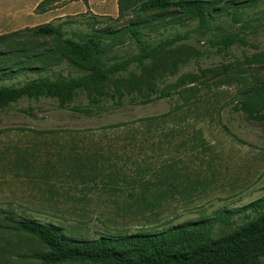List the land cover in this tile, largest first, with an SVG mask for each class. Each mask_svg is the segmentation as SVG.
<instances>
[{
    "label": "rangeland",
    "instance_id": "rangeland-1",
    "mask_svg": "<svg viewBox=\"0 0 264 264\" xmlns=\"http://www.w3.org/2000/svg\"><path fill=\"white\" fill-rule=\"evenodd\" d=\"M203 1L219 2L207 29L185 14L119 18V0L33 2L22 30L52 23L67 37H79L121 31L147 19L160 24L140 25L147 44L178 35L188 39L171 47L167 67L153 71L148 62L150 77L131 68L158 89L179 84L166 100L91 116L57 109L49 100H25L0 111V264H41L38 258L47 253L36 239L18 234L6 222L9 217L55 225L81 240L161 233L232 212V225L214 226L211 236L217 239L257 217L246 208L264 198V119L254 121L235 109L247 92L264 86V62L259 56L252 63L244 60L264 53V0ZM9 2L0 0V17ZM240 30L247 45L232 47L228 56L213 46ZM51 47V39L27 36L1 41L0 70H18L27 57ZM140 53L141 46L121 34L103 42L102 60L113 65ZM85 74L64 62L49 71L0 79V86ZM140 89L148 93L146 85ZM88 101L82 93L77 104ZM144 118L159 119L136 123ZM130 123L136 124L109 129Z\"/></svg>",
    "mask_w": 264,
    "mask_h": 264
},
{
    "label": "trees",
    "instance_id": "trees-1",
    "mask_svg": "<svg viewBox=\"0 0 264 264\" xmlns=\"http://www.w3.org/2000/svg\"><path fill=\"white\" fill-rule=\"evenodd\" d=\"M82 1L88 4V0ZM249 2L243 5L251 4ZM218 6L219 2L203 0H119L118 3L119 18L135 14L139 17L151 15L153 20H159L185 14L198 19L203 29L209 27L211 13L220 11ZM141 24L146 27L160 25H151L146 19L132 23L121 31L101 30L79 37H67L63 27L46 23L0 35V42L19 36L53 41V47L27 57L24 67L18 70H0V79L14 80L22 75L49 71L64 62L87 71V74L81 77H59L55 80L41 77L29 79L20 86H0V111L15 108L25 100H49L54 102L53 105L57 109L91 116L128 105L145 106L168 99L172 92H177L179 84L158 89L149 80L132 73L131 68L136 66L144 75L148 74L150 77L152 72L148 71V62L151 61L153 69H150L153 71L167 67L172 61L171 47L187 40L188 37L178 35L150 45L142 40ZM121 34L128 35L139 44L141 53L122 62L107 65L102 60L103 42L108 37L117 40ZM236 45H247L243 30L213 43L220 53L227 56L230 49ZM258 56V60L264 62V53L254 57L246 55L244 60L246 63H252ZM223 68L226 71L229 67L223 65ZM125 73L130 74L125 77ZM190 80L196 79L190 77ZM143 85L147 86L146 94L141 93L140 87ZM82 93L87 94V105L77 104ZM235 111L244 112L254 121L263 120L264 86L247 92L241 107ZM158 119L144 118L136 123ZM136 123L117 124L109 129L121 130ZM132 135L136 136L134 133ZM246 209H251L257 217L235 232L217 239L211 236L214 226L218 223L232 225V212H225L211 219L189 221L161 233L121 238L101 236L94 240L71 238L61 227L36 221L9 217L6 222L13 225L18 234L36 239L47 250L46 254L38 258L41 264H258L259 259L264 257V198L251 203Z\"/></svg>",
    "mask_w": 264,
    "mask_h": 264
},
{
    "label": "crops",
    "instance_id": "crops-1",
    "mask_svg": "<svg viewBox=\"0 0 264 264\" xmlns=\"http://www.w3.org/2000/svg\"><path fill=\"white\" fill-rule=\"evenodd\" d=\"M8 1H10L9 9L7 13H3L0 17V35L22 30L21 28L24 25L25 18H27L28 12H30L31 8H33V2L35 0H13L14 2L12 0ZM2 10L3 9L0 7L1 13Z\"/></svg>",
    "mask_w": 264,
    "mask_h": 264
}]
</instances>
